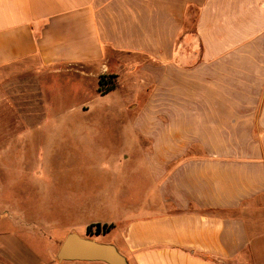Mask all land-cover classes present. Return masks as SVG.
<instances>
[{
  "label": "crops",
  "instance_id": "crops-1",
  "mask_svg": "<svg viewBox=\"0 0 264 264\" xmlns=\"http://www.w3.org/2000/svg\"><path fill=\"white\" fill-rule=\"evenodd\" d=\"M101 76L131 97L124 112L99 116L141 145L65 148L84 156L66 235L44 263L106 264L58 262L57 251L79 228L121 223L105 242L129 264H264V0H0L1 161L73 116L46 113L44 90L65 79L78 92L94 78L98 93ZM107 131L64 132L83 143ZM7 189L0 264H44L42 214L13 210Z\"/></svg>",
  "mask_w": 264,
  "mask_h": 264
},
{
  "label": "rangeland",
  "instance_id": "rangeland-1",
  "mask_svg": "<svg viewBox=\"0 0 264 264\" xmlns=\"http://www.w3.org/2000/svg\"><path fill=\"white\" fill-rule=\"evenodd\" d=\"M28 77V75L23 76L26 80L29 79ZM112 83L114 86L104 94L96 92L98 81L94 78L87 79L83 83V90L78 92L76 85L67 82L65 79L59 80L56 85L44 90L42 106L45 108L46 113L55 115L61 112H72L73 116L68 120L52 122V126L48 128H57L59 132L55 136H50L47 133H38L32 137L31 142L27 141L24 145L14 146L7 153L5 161L0 159V212L7 205L2 198L3 183H6L8 185V193L11 196L10 198H12L10 203L13 210L37 211L42 214V220L47 227H43L45 233H42L41 243L38 244L37 249L40 251L41 262L43 263L52 262L50 254L54 253L56 245L66 235L69 220L67 212L72 210V202L68 197L76 183V178L81 172L80 164L82 156H84L83 153L80 151L75 152V150L66 153L65 148L73 147V145L94 147L99 140H105L106 144L111 143L116 146H128L130 145L129 140H131L133 145H141L139 142L141 138L138 136L137 139L133 131L129 135L117 132L119 131L117 129H123L120 128L121 122L99 116L105 113L119 114L124 112L123 108L131 97L129 94L131 90H129L127 84L116 81H112ZM26 85L25 88L30 87L27 81ZM106 85H110V83H106ZM82 102H86L87 109L79 107L78 110L70 111L72 106L77 107ZM81 112H86L87 115H79L78 113ZM74 128L109 131L106 132V135L91 134L86 138V142L82 143L81 141L76 142L77 139L75 137L64 132L67 129ZM46 145H51L54 150L50 152L42 151V148L46 147ZM137 155L138 160L135 164L132 162L131 166H123L121 168L124 180L127 176L130 177V172L135 171V165L141 164L140 154ZM40 162H44L45 165L36 166V163ZM75 167L80 168L77 170V174L72 169ZM138 173H140V170ZM51 174L58 178L59 183L56 187V192L54 190L51 192ZM131 177L132 181H135L138 176ZM39 188L40 192L38 191ZM50 211L55 213L53 217H51ZM52 219L58 220L57 226L56 224L52 225ZM122 227L121 223L112 225L110 231L101 234H90L85 227L79 228L78 232L100 241H109L120 233L123 229ZM22 244L24 245L25 243ZM22 247L17 242H14V249L17 253L21 251L24 254ZM23 254H21V257H23Z\"/></svg>",
  "mask_w": 264,
  "mask_h": 264
},
{
  "label": "water",
  "instance_id": "water-1",
  "mask_svg": "<svg viewBox=\"0 0 264 264\" xmlns=\"http://www.w3.org/2000/svg\"><path fill=\"white\" fill-rule=\"evenodd\" d=\"M58 262L99 261L106 264H129L126 256L113 243L100 241L77 232L67 234L57 251Z\"/></svg>",
  "mask_w": 264,
  "mask_h": 264
},
{
  "label": "trees",
  "instance_id": "trees-1",
  "mask_svg": "<svg viewBox=\"0 0 264 264\" xmlns=\"http://www.w3.org/2000/svg\"><path fill=\"white\" fill-rule=\"evenodd\" d=\"M111 80L113 81V76H108V78H106V76H101L99 80L98 91L104 94L109 89H111L114 86ZM106 83H110V85H106ZM111 228H112V224L108 225V224L94 223L88 226L87 231L90 234H94V233L101 234L110 231Z\"/></svg>",
  "mask_w": 264,
  "mask_h": 264
}]
</instances>
